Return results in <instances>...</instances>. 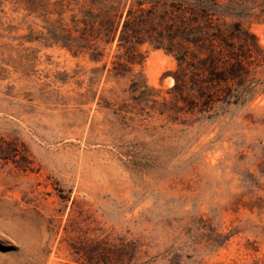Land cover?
Here are the masks:
<instances>
[{
	"label": "rangeland",
	"instance_id": "rangeland-1",
	"mask_svg": "<svg viewBox=\"0 0 264 264\" xmlns=\"http://www.w3.org/2000/svg\"><path fill=\"white\" fill-rule=\"evenodd\" d=\"M11 1L0 0V148L12 150L0 264H66L72 239L105 235L141 237L154 264H264V92L209 120L149 117L128 85L171 86V57L144 47L130 76L93 72L101 64L50 45ZM247 25L264 47V23Z\"/></svg>",
	"mask_w": 264,
	"mask_h": 264
},
{
	"label": "trees",
	"instance_id": "trees-1",
	"mask_svg": "<svg viewBox=\"0 0 264 264\" xmlns=\"http://www.w3.org/2000/svg\"><path fill=\"white\" fill-rule=\"evenodd\" d=\"M11 3L16 13L42 23L50 45L72 58L101 64L93 72L130 76L143 62L144 47L171 57L174 68L166 74L171 86L149 87L141 77L128 85L129 99L149 117L172 123L181 116L209 120L230 107L246 106L264 92V47L247 25L264 23V0ZM9 151L0 148V161L10 159ZM144 245L141 237L72 239L66 264H154L156 256H148Z\"/></svg>",
	"mask_w": 264,
	"mask_h": 264
},
{
	"label": "water",
	"instance_id": "water-1",
	"mask_svg": "<svg viewBox=\"0 0 264 264\" xmlns=\"http://www.w3.org/2000/svg\"><path fill=\"white\" fill-rule=\"evenodd\" d=\"M11 233H14L13 231H10Z\"/></svg>",
	"mask_w": 264,
	"mask_h": 264
}]
</instances>
